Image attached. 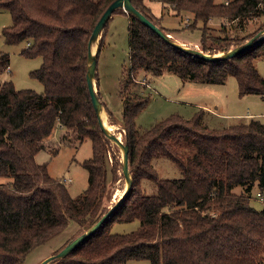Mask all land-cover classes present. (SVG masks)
Masks as SVG:
<instances>
[{"label":"trees","instance_id":"16d2710c","mask_svg":"<svg viewBox=\"0 0 264 264\" xmlns=\"http://www.w3.org/2000/svg\"><path fill=\"white\" fill-rule=\"evenodd\" d=\"M111 1L0 0L11 18L1 36L7 44L25 42L20 51L24 56L42 58L30 75L44 87L37 92L18 89L11 80L0 82V176L11 177L0 183V264H24L30 251L74 225L76 234L68 242L112 204L110 188L118 180L119 166L110 161V141L98 123L85 78L89 35ZM130 1L164 32H174L159 24L148 0ZM149 1L188 17L187 27L201 30L198 44L207 53L227 50L264 29V20L249 35H222L224 24L210 26L214 18L237 20L238 25L229 26L240 30L245 21L264 15V0ZM121 12L128 19L129 66L119 96L131 188L104 225L54 264H125L130 259L264 264V203L260 209L251 205L253 188L255 196H264V121L250 118L211 127L203 123L201 109L190 118L172 113L147 128L135 122L149 101L136 79L140 71L171 72L183 82L214 84L232 76L240 95L264 97V77L254 64L264 59V37L236 56L209 61L173 46ZM8 65L9 54L0 52V72ZM138 84L140 91L131 87ZM56 124L63 142L91 140V156L82 161L87 185L76 196L64 179L50 176L46 164L35 160ZM161 157L174 162L182 175L160 177L153 161ZM235 187L241 191L234 192ZM133 220H138L136 228L112 231L114 222Z\"/></svg>","mask_w":264,"mask_h":264},{"label":"rangeland","instance_id":"374dc122","mask_svg":"<svg viewBox=\"0 0 264 264\" xmlns=\"http://www.w3.org/2000/svg\"><path fill=\"white\" fill-rule=\"evenodd\" d=\"M214 1L222 3L225 0ZM151 6L154 12L162 18V22L158 21L159 24L174 30L171 34L174 40L183 45L200 49L198 41L201 30L188 28V17H183L185 20L175 16L170 10H166L162 4L156 1L152 2ZM121 11L116 10L111 14L106 27L103 28L98 38V45L101 42L100 39L103 40L97 55L94 85L102 108L106 112L107 120L113 126V130L110 131L118 135L123 142H126L125 128L121 124L122 103L119 90L121 79L129 66V42L128 19ZM189 19L191 20V18ZM262 20H264V15L245 21L244 26L237 30L229 26L230 23L231 26L234 24L238 25L237 20L229 23L226 19L214 18L210 26L218 28L221 24H224L225 32L221 31L222 35L232 34L233 36L235 33L238 35H246L248 33L247 35H249L254 32ZM10 22V13L0 8V52L9 54V65L0 72V82L11 80L18 89L30 88L37 92H42L44 90L43 84L30 75L31 70L40 66L42 58L40 56L26 57L21 54L20 51L25 47V42L7 44L4 41L1 36V29L9 25ZM254 64L264 77V59L257 58ZM136 79H144L147 82L143 84L144 91L142 93L144 95L149 94L148 103L139 111L135 118L136 126L140 128H147L172 113L179 114L184 118H190L195 111L201 109H203V123L211 127L247 121L250 118L264 121V97L257 94L240 95L236 79L232 76H229L223 84H214L183 82L171 72L152 75L140 71L137 73ZM131 87L140 91L139 84L137 86L131 85ZM112 121L115 123L112 124ZM61 132V128L56 124L50 135L44 140L45 147L35 154V160L46 164L50 176L64 179L70 194L76 196L87 185L88 173L82 166V161L91 156V140L85 138L81 142H63L60 139ZM110 148L112 152L110 161L113 164L117 162L119 166L118 180L110 188L112 195L110 203H113L117 199L116 197H119L124 190L126 182L121 170L122 150L112 141H110ZM153 166L160 177L177 178L182 175L180 168L168 158L161 157L154 160ZM10 181L11 177L0 176V183H8ZM233 191L239 193L241 188L235 187ZM255 193L256 190L253 188L251 205L260 209L264 202L255 196ZM137 225L138 220L114 222L112 231L127 232L136 228ZM75 231V226L72 225L58 237L37 246L27 254L24 264H38L43 258L61 249L67 240L76 234ZM50 264H54V262ZM125 264L151 263L145 259H130Z\"/></svg>","mask_w":264,"mask_h":264},{"label":"water","instance_id":"95a60500","mask_svg":"<svg viewBox=\"0 0 264 264\" xmlns=\"http://www.w3.org/2000/svg\"><path fill=\"white\" fill-rule=\"evenodd\" d=\"M122 9L126 13L133 15L138 21H140L143 25L150 28L153 32H155L158 36L166 40L168 43L172 44L173 46L193 55H196L202 59L214 61V60H222L227 59L233 56L238 55L242 51L246 50L247 48L254 45L258 42L261 38L264 37V29L253 35L251 38L247 39L243 43L235 45L225 51L219 53H207L203 52L202 50L196 47H190L179 43L178 41L174 40L168 33L164 32L159 26H157L152 20L147 18L140 10H138L134 5L131 3L130 0H112L104 11L101 13L100 17L94 24V27L89 35L87 41V71H86V83L88 93L91 99L92 106L94 108L95 114L98 119V123L102 132L104 133L105 137L109 140L114 142L118 147L122 150V162H121V170L123 177L125 179L126 185L122 193L117 197V199L108 207V209L100 216V218L95 221L89 228L78 234L77 236L73 237L69 240L61 249L57 252L48 255L47 257L43 258L38 264H50L57 259L63 258L66 256L70 251H72L78 244H80L84 239L92 235L96 232L102 225H104L114 213L115 209L120 205V203L124 200L127 194L130 191L131 184H132V176L129 169V160H128V151L129 147L128 144L123 142L116 134L110 133L106 130L101 118H100V110L102 109V105L98 98L96 88L94 85V78L96 73V62H97V50L98 44L95 52L92 51V43L94 41H98V38L104 28V25L110 18L111 14L117 10Z\"/></svg>","mask_w":264,"mask_h":264},{"label":"bare ground","instance_id":"6f19581e","mask_svg":"<svg viewBox=\"0 0 264 264\" xmlns=\"http://www.w3.org/2000/svg\"><path fill=\"white\" fill-rule=\"evenodd\" d=\"M96 48H97V40L92 43V51L95 52ZM100 118L104 126L106 127V130L112 133L110 130H113V126L108 122L106 112L103 110V108L100 110Z\"/></svg>","mask_w":264,"mask_h":264},{"label":"crops","instance_id":"0c3cea01","mask_svg":"<svg viewBox=\"0 0 264 264\" xmlns=\"http://www.w3.org/2000/svg\"><path fill=\"white\" fill-rule=\"evenodd\" d=\"M147 2H148V4H149V6H150V8H151V10H152V12H153V14L159 19L160 22H162V21H161L162 18H160V17L154 12V10L152 9L151 3L154 2V1H149V0H148ZM158 3H160V2H158ZM160 4H161V3H160ZM212 20H213V19H212ZM212 20L210 21V23L212 22ZM212 23H213V22H212ZM214 23H215V22H214ZM162 25H163V24H162ZM163 27L166 28V29H168V28L165 27V26H163ZM169 29H170V28H169ZM169 35L171 36V34H169ZM185 39L189 40L188 38H185Z\"/></svg>","mask_w":264,"mask_h":264},{"label":"built area","instance_id":"2783aa9c","mask_svg":"<svg viewBox=\"0 0 264 264\" xmlns=\"http://www.w3.org/2000/svg\"><path fill=\"white\" fill-rule=\"evenodd\" d=\"M224 2L227 4L228 0H225ZM138 82L141 83L142 85L147 83L144 79L138 80ZM258 195H259V193H258ZM261 199L264 201V196H262Z\"/></svg>","mask_w":264,"mask_h":264}]
</instances>
